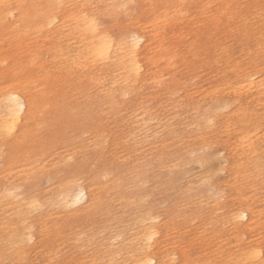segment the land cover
Masks as SVG:
<instances>
[{"label": "bare ground", "instance_id": "bare-ground-1", "mask_svg": "<svg viewBox=\"0 0 264 264\" xmlns=\"http://www.w3.org/2000/svg\"><path fill=\"white\" fill-rule=\"evenodd\" d=\"M0 160V264H264V0H0Z\"/></svg>", "mask_w": 264, "mask_h": 264}, {"label": "rangeland", "instance_id": "rangeland-1", "mask_svg": "<svg viewBox=\"0 0 264 264\" xmlns=\"http://www.w3.org/2000/svg\"><path fill=\"white\" fill-rule=\"evenodd\" d=\"M130 7H132V9H129L128 12L133 13L136 10V5L130 6ZM97 24L99 27L107 28L110 25V21L107 17H101L100 19H98ZM1 165H2V161L0 160V167H1ZM222 166H223L222 161H220L219 159H213L209 163V166H204V167L203 166L200 167V165H197V164H191L185 168L184 173L177 176L176 183L177 184L181 183L184 179H188V178L203 174V173L207 172L208 170H212V177L210 180L212 187H210L209 189H210V191L211 190L214 191L215 187H219L220 185H223L226 182V174L221 169ZM42 182H43L42 184H44L43 186H45L47 184V180H45V179ZM141 188L146 189L147 184L142 185ZM210 191H209V193H210Z\"/></svg>", "mask_w": 264, "mask_h": 264}]
</instances>
